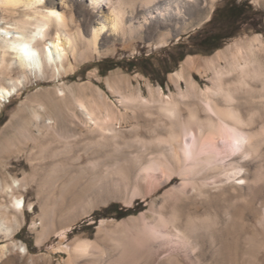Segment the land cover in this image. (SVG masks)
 <instances>
[{
    "label": "rangeland",
    "instance_id": "rangeland-1",
    "mask_svg": "<svg viewBox=\"0 0 264 264\" xmlns=\"http://www.w3.org/2000/svg\"><path fill=\"white\" fill-rule=\"evenodd\" d=\"M58 1L61 10L62 2ZM232 3L243 5L245 21L234 37L223 40L219 49L208 54L197 43L215 32L228 35L234 31L235 27L225 29L217 20L210 22L215 9ZM83 4L78 0L63 4V11L72 16L74 25H85ZM22 15V11L13 15L0 10V28L11 26ZM153 21L145 25L139 37L113 40L107 36L100 41V54L76 63L71 72L56 80L49 75L37 78L17 64L0 71V85L8 88L12 80H18L17 91L10 98H0V246L8 247L0 264H83L74 253L77 242L88 243L87 259L108 252L129 260L147 246L140 240V227L147 236L157 238L158 259L173 258L185 264H264V191L248 196L240 180L252 170L248 156L242 154L245 135L228 128L215 134L200 131L197 147L192 133L183 131V164L161 166L157 162L161 148L154 139L169 135L168 120L156 108L148 110L123 99L136 92L149 99L150 87L156 100V89L160 87L166 96L189 102L178 95L179 90L186 89L184 80H193L203 90L211 86L212 72L204 70L205 60L253 35H259L264 44V0H215L210 7L196 11L177 35L166 39L162 38L169 34L166 29H158L159 37H149ZM181 56L184 58L179 61ZM189 58L192 60L187 66ZM180 69L185 79L176 83L170 74ZM67 87L83 91L92 99L101 95L112 105L118 114L116 136L111 138L108 133L110 141L88 148H103L108 158L90 163L85 156L71 164L75 169L69 173L63 167L51 173L48 152L53 145L48 146V139L38 140L34 115L38 111L44 121L51 116L62 122L69 110L79 114ZM57 89L64 90V97L60 98ZM84 101L87 105L88 100ZM183 107L181 116L186 118L188 111ZM256 120L257 127L264 116ZM72 132L83 144L87 138H97L81 127ZM208 155L213 159L203 160ZM212 165L219 169L212 170ZM33 172V179L25 181V189L14 194L24 199L20 214L13 207L7 186ZM139 172L143 176L141 187L136 183ZM136 202L143 208L137 214L122 219L112 215L98 221L92 217L111 203L128 209ZM174 210L182 218L197 217L186 238L170 222ZM23 227L24 240L16 239ZM6 230L12 231L10 237H4ZM24 241H31L32 248ZM121 248H125L124 254Z\"/></svg>",
    "mask_w": 264,
    "mask_h": 264
},
{
    "label": "bare ground",
    "instance_id": "bare-ground-1",
    "mask_svg": "<svg viewBox=\"0 0 264 264\" xmlns=\"http://www.w3.org/2000/svg\"><path fill=\"white\" fill-rule=\"evenodd\" d=\"M60 1L61 10L58 0H0L1 11L13 15H16L17 11L23 12L22 17L11 23V26L0 28V71H7L11 65L17 64L25 72L37 78H45L49 75L56 80L63 74L71 72L76 63L100 54V41L105 40L107 36L113 40L139 37L145 25L154 19L152 22L154 27L149 37H159L158 29H166L169 34L162 36L166 39L169 35H177L196 11H200L201 7H210L215 0H78L84 3L82 7L85 12V25H74L72 16H68L66 11H63V4L73 0ZM158 3L163 6H156ZM191 60L192 58H189L187 66L190 65ZM203 64L204 70L212 72L211 86L206 87L205 90L199 88L191 79L184 80L183 69L170 74V79L176 83L184 80L186 89L183 92L179 90L178 95L181 100L188 99L189 102L182 101V103L174 100L172 96H166L160 87L156 89V100L150 87H148L149 99L143 97L140 92L123 96V99L148 110L156 108L160 116L168 120L166 126L169 127V135L166 138L158 136L154 139L156 146L161 148L157 160L161 166L170 167L172 163L183 164L184 157L180 153L182 138L185 136L183 131L192 133L197 147L202 136L200 131L209 134L222 132L225 128L241 131L245 135L242 154L248 156L252 170L240 180H243L248 196L259 194L264 191L262 150L264 122L257 127L255 124L256 117L264 116L263 41L259 35L236 41L224 50L217 51ZM17 81L12 80L8 88L0 85L1 100L10 98L17 91ZM108 85L112 87L110 81ZM66 91L73 100V106L79 109V114L69 110L62 122L51 116L44 121L38 111L34 115L35 127L39 132V138L37 135L36 137L41 141L48 139V146L53 145L48 152L52 159L51 173H54L58 167H63L64 172L69 173L75 169L71 164L81 161L85 156L90 163L108 158L109 154L103 148L95 147L96 149L92 148V150L88 148L90 145L106 144L110 141L108 133L112 135L111 138L116 136L114 126L118 114L101 95L92 99L84 96L83 91H76L72 87H67ZM56 92L60 98L64 97L63 89H57ZM85 99L88 100L87 105ZM183 106L188 111L186 118L181 116ZM161 126L164 127L163 124ZM76 127L85 129L86 134H95L97 138H87L83 144V140H78L72 132ZM175 128H179L180 131H174ZM80 151L84 153L83 156ZM212 159L213 155H210L203 160ZM211 169L218 170L219 167L212 165ZM140 172L136 178L139 187L143 179ZM34 175L33 172V175L14 180L13 184L7 186L14 201L13 207L19 210L20 214L25 206L24 199L21 195L14 196V194L24 190L25 181H29V178L33 179ZM169 218L173 227L186 238L191 234L190 226L197 217L188 215L182 218L181 214L174 210ZM143 229L140 227L138 232L140 240L147 246L141 248L140 254L136 251L132 259L125 260L124 256L115 257L108 252L87 259V242H77L73 247L74 253L83 260V264H185L184 261L177 263L173 258L158 259L160 251L156 245L157 238L147 236V232ZM3 235L10 237L12 231L6 230ZM18 248L24 253L22 245ZM7 251L8 247L5 244L0 246V263ZM124 252L125 248L123 250L121 248V253Z\"/></svg>",
    "mask_w": 264,
    "mask_h": 264
},
{
    "label": "trees",
    "instance_id": "trees-1",
    "mask_svg": "<svg viewBox=\"0 0 264 264\" xmlns=\"http://www.w3.org/2000/svg\"><path fill=\"white\" fill-rule=\"evenodd\" d=\"M244 12L245 11L243 10V5L235 3L225 4L223 7L215 9L210 22H212L213 20H217L220 25L225 27V29L235 27L234 31L228 35L222 32H215L205 36L197 43L200 49L210 54L221 47V42L223 40L234 37L235 32L238 30V27L245 21ZM184 56L179 57V61H182ZM111 69L112 68L106 70L108 71ZM99 72L101 76H104L102 70H99ZM160 83L162 86L163 82L161 81ZM141 210H143V208L141 207V203L139 202H136L132 208L128 209L122 208L118 203H111L101 211H95L92 214V217L95 219V221H98V219L100 218L109 217L112 215L117 219H122L129 215L137 214ZM24 230L25 227H23L18 233H16L15 238L24 240L22 237ZM24 242L28 245V247L32 248L31 241Z\"/></svg>",
    "mask_w": 264,
    "mask_h": 264
}]
</instances>
